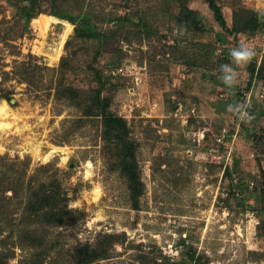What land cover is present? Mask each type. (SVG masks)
Here are the masks:
<instances>
[{
	"label": "rangeland",
	"instance_id": "obj_1",
	"mask_svg": "<svg viewBox=\"0 0 264 264\" xmlns=\"http://www.w3.org/2000/svg\"><path fill=\"white\" fill-rule=\"evenodd\" d=\"M215 2L228 27L249 9L259 28L230 32L207 0H37L27 25L28 0H0V264H264V0ZM85 21L97 40L75 34ZM197 42L210 59L186 64ZM240 44L255 55L229 88L219 66ZM98 87L127 121L136 198L85 114ZM43 190L56 205L36 208Z\"/></svg>",
	"mask_w": 264,
	"mask_h": 264
},
{
	"label": "trees",
	"instance_id": "obj_2",
	"mask_svg": "<svg viewBox=\"0 0 264 264\" xmlns=\"http://www.w3.org/2000/svg\"><path fill=\"white\" fill-rule=\"evenodd\" d=\"M29 4H23L20 7L19 14L20 16L24 19L25 25L29 22V20L33 17V11L34 8L37 4V0H28ZM208 5L210 9L213 11L215 19L218 21V23L229 29L230 32L235 33L239 29H246L250 31H255L259 28L260 22L258 21L256 17V13L252 10L249 9H240L239 11L234 12V17L236 15H239V26L235 24L234 22L232 23L231 27L227 26V21L224 18L220 6L216 4L215 0H207ZM241 14V15H240ZM59 17L64 18V14H58ZM68 16V15H66ZM71 17L68 16L67 19H70ZM73 19V18H71ZM74 20V19H73ZM88 21H85L84 26L82 25L81 27L80 24L77 25L75 28V34L77 36H82L87 39H94L97 40L99 35L95 32V30L88 25ZM87 30V31H86ZM198 46H200L199 50H202V53L198 52H193L192 55H190V58L185 60L186 64L189 65H197V60L201 57H203L206 60L210 59V55L212 52V47L210 44L207 43H196ZM66 60L63 58V60L60 63L61 67H66ZM95 71V82L98 86H103L104 82L102 79V74L100 71L94 69ZM253 76L263 79L264 80V58L262 62L260 63L259 67L257 70L255 69V66H251L250 68V77L252 78ZM251 82H247L245 84V87L243 89H247L250 87ZM65 91H69L70 96L75 97L76 96V91L73 90L71 87H66ZM245 90L241 92V96L244 98L245 97ZM3 98L9 99L7 93L3 92ZM97 107L98 109L94 112L91 113V111H86L85 114L87 115H98L101 117L102 120V125H103V132L102 136L103 139L107 142L114 141L116 144H118V150L120 151L118 158L120 162L121 169L127 174L130 183L132 186V198H136L138 195V191L136 189V186H134V183H138V171H137V162H136V157H135V152H134V146H133V141L129 138V127L127 125V121L124 117L117 115L109 110V98L106 95H101V90L100 87L95 90V95H94V102L91 105V108ZM36 196V195H35ZM35 203L37 204L36 208H41V207H50L55 203V196L48 193L46 190H43L42 193L36 198ZM96 254L94 255V257Z\"/></svg>",
	"mask_w": 264,
	"mask_h": 264
},
{
	"label": "clouds",
	"instance_id": "obj_3",
	"mask_svg": "<svg viewBox=\"0 0 264 264\" xmlns=\"http://www.w3.org/2000/svg\"><path fill=\"white\" fill-rule=\"evenodd\" d=\"M229 55L231 57V63H224L219 66V72L223 83L229 88L233 87L238 80V72L233 65H242L251 61L255 52L245 44H240L237 47L230 49ZM229 110L235 112L241 120L251 119L250 114L243 110L242 106L229 105Z\"/></svg>",
	"mask_w": 264,
	"mask_h": 264
},
{
	"label": "built area",
	"instance_id": "obj_4",
	"mask_svg": "<svg viewBox=\"0 0 264 264\" xmlns=\"http://www.w3.org/2000/svg\"><path fill=\"white\" fill-rule=\"evenodd\" d=\"M217 52V53H216ZM221 52V48H217L215 53L219 54ZM254 85H252L253 88ZM255 93H256V97L260 100H264V81H257L256 82V86H255Z\"/></svg>",
	"mask_w": 264,
	"mask_h": 264
},
{
	"label": "bare ground",
	"instance_id": "obj_5",
	"mask_svg": "<svg viewBox=\"0 0 264 264\" xmlns=\"http://www.w3.org/2000/svg\"><path fill=\"white\" fill-rule=\"evenodd\" d=\"M38 19V18H37ZM36 19V20H37ZM43 19H45V18H43ZM57 20V18L56 17H54V16H47V19H45V20H38L37 21V23L38 24H40V26L44 23L45 24V26H47V24H48V22H50V21H56ZM66 24H68V26H69V23L66 21V20H63ZM43 24V25H44ZM67 26V27H68ZM44 28V27H43ZM67 31V30H66ZM68 32V31H67ZM65 34V33H64ZM0 113L2 114V115H4V114H6V105L5 104H2V105H0ZM2 119V118H1ZM5 122V121H4Z\"/></svg>",
	"mask_w": 264,
	"mask_h": 264
}]
</instances>
